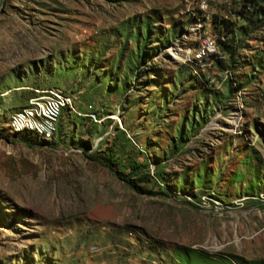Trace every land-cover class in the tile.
Here are the masks:
<instances>
[{"label":"rangeland","instance_id":"1","mask_svg":"<svg viewBox=\"0 0 264 264\" xmlns=\"http://www.w3.org/2000/svg\"><path fill=\"white\" fill-rule=\"evenodd\" d=\"M259 5L0 0V264H264V21L238 16ZM48 92L75 112L14 137Z\"/></svg>","mask_w":264,"mask_h":264},{"label":"bare ground","instance_id":"2","mask_svg":"<svg viewBox=\"0 0 264 264\" xmlns=\"http://www.w3.org/2000/svg\"><path fill=\"white\" fill-rule=\"evenodd\" d=\"M63 110L75 112L71 99L60 92H48L43 97L31 99L22 111L14 114L9 130L12 134L31 135L49 142L57 134Z\"/></svg>","mask_w":264,"mask_h":264},{"label":"trees","instance_id":"3","mask_svg":"<svg viewBox=\"0 0 264 264\" xmlns=\"http://www.w3.org/2000/svg\"><path fill=\"white\" fill-rule=\"evenodd\" d=\"M246 7V6H245ZM256 12V18L251 20H248L246 18H244V10L240 9V11L238 12V16H243V20L246 21H250L252 22V24H255V28L257 27H261L260 25L263 23L262 21H264V6H258L257 8H255L254 10ZM261 17V18H260ZM263 19V20H262ZM254 28V29H255ZM239 31L242 33V35L246 34L247 32H245V26H241L239 28ZM217 47L219 49V52H221L222 56H227L228 58L234 54L231 49L230 46L225 44V42H222L221 40L217 41ZM14 137H20L21 140L30 137L29 135L26 134H13ZM36 139V138H34ZM24 144H26L27 146H31L30 142L28 141H22ZM45 142V141H43ZM117 157L116 154H108L105 156V160H104V166L107 167L108 169H111L112 166L117 164ZM146 166V165H145ZM141 165L139 164H132L129 167V172L127 174L124 173V171L119 170L118 172H116V176L117 178L124 182L126 185H128L132 190L137 191L138 190V185L142 184V183H150L151 182V177L149 175V173L147 171L141 172ZM121 168L123 170H126V168L124 166H121Z\"/></svg>","mask_w":264,"mask_h":264},{"label":"built area","instance_id":"4","mask_svg":"<svg viewBox=\"0 0 264 264\" xmlns=\"http://www.w3.org/2000/svg\"><path fill=\"white\" fill-rule=\"evenodd\" d=\"M14 124H18V123H14Z\"/></svg>","mask_w":264,"mask_h":264}]
</instances>
